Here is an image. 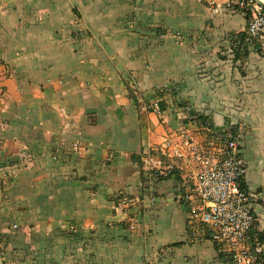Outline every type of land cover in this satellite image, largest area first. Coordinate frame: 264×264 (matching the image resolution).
<instances>
[{
    "label": "crops",
    "instance_id": "1",
    "mask_svg": "<svg viewBox=\"0 0 264 264\" xmlns=\"http://www.w3.org/2000/svg\"><path fill=\"white\" fill-rule=\"evenodd\" d=\"M227 1L0 0V264H227L145 170L162 86L171 127L239 133L264 234V56Z\"/></svg>",
    "mask_w": 264,
    "mask_h": 264
},
{
    "label": "built area",
    "instance_id": "2",
    "mask_svg": "<svg viewBox=\"0 0 264 264\" xmlns=\"http://www.w3.org/2000/svg\"><path fill=\"white\" fill-rule=\"evenodd\" d=\"M226 8L246 16V33L264 56L263 6L256 0H228ZM170 34L178 42L185 40L180 31ZM239 42L236 38L235 47ZM167 92L169 87L162 86L155 98L142 101V107L157 114L166 129L159 144L144 150L145 168L159 177L179 174L177 194L187 208L191 235H210L233 264H264V240L253 235L254 196L243 187L247 167L240 154L239 133L231 124L224 130L201 122L171 127L168 109L161 104ZM130 228H135L134 223Z\"/></svg>",
    "mask_w": 264,
    "mask_h": 264
},
{
    "label": "trees",
    "instance_id": "3",
    "mask_svg": "<svg viewBox=\"0 0 264 264\" xmlns=\"http://www.w3.org/2000/svg\"><path fill=\"white\" fill-rule=\"evenodd\" d=\"M160 32V30H158L157 29V33H159ZM170 87V86H169ZM131 90V89H130ZM132 91V90H131ZM134 91H132V93H133ZM157 95H158V93H157ZM135 97V96H134ZM162 108L163 109H167V107H168V104L166 103V100L164 99L163 101H162ZM180 106H182V107H186L185 106V104L184 103H180L179 104ZM173 111H174V109H173ZM183 112L184 113H182V117H183V124H182V126L183 125H188V124H190V123H192V122H201V123H206V124H209V126H211V127H213V128H215L210 122H209V120H208V117H206L205 115H203V114H200V113H196L195 111H193V110H186L185 108H183ZM9 165H13V164H9ZM150 175H153V177H156V178H158V179H160V180H164V179H167V177H159V176H157V175H155L152 171H150V170H148V169H145ZM172 176H176L177 178H178V180H179V184H180V181H181V178H180V176H179V174L178 173H172L171 175H170V177H172ZM8 177V176H7ZM6 177V178H7ZM169 177V176H168ZM253 235L255 236V237H259L261 240H264V234L263 233H261V232H259V231H257L256 230V226H255V229H254V231H253ZM6 236H4V235H1L0 234V242H6ZM182 242H179V243H175V244H181ZM216 244V243H215ZM217 245V244H216ZM217 247L219 248V246L217 245ZM222 255V257L224 258V260L226 261V263L227 264H233V261L231 260V258L227 255V254H225V253H222L221 254Z\"/></svg>",
    "mask_w": 264,
    "mask_h": 264
},
{
    "label": "water",
    "instance_id": "4",
    "mask_svg": "<svg viewBox=\"0 0 264 264\" xmlns=\"http://www.w3.org/2000/svg\"><path fill=\"white\" fill-rule=\"evenodd\" d=\"M258 3H260L264 8V0H256Z\"/></svg>",
    "mask_w": 264,
    "mask_h": 264
}]
</instances>
